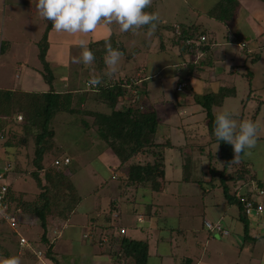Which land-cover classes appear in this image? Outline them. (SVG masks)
I'll return each mask as SVG.
<instances>
[{
  "label": "rangeland",
  "instance_id": "1",
  "mask_svg": "<svg viewBox=\"0 0 264 264\" xmlns=\"http://www.w3.org/2000/svg\"><path fill=\"white\" fill-rule=\"evenodd\" d=\"M193 1L195 0L188 2L153 0L152 7L159 13L160 21H165L169 25L176 22L185 26L195 25L203 30L200 23H204L211 33L208 34L209 39L214 33L218 42L229 45L227 46L229 54L237 53L242 57L233 72L230 73L231 69L228 67L226 74H221L222 77L219 74V79L207 80L204 83L206 89L201 90L203 91L201 95L209 90L211 92L236 88L235 94L227 98L222 107L215 108L214 113L218 114L221 111L235 113L234 118L239 123L245 119L251 120L258 112L256 121L264 124V30L260 29L261 32L258 33H261L260 40L254 42V45L260 47L255 50L257 53H253V50L247 56L238 45L225 40L226 29L223 25L203 15L199 19L200 8L209 6L198 8L193 5ZM37 2L38 0H0V49L2 42L8 40L11 43L5 54L0 53V88L2 89L14 91V89H23L22 86L29 91L49 89L40 74L42 66L38 60L36 44L48 21L40 17L36 8ZM198 19L199 24L196 23ZM42 21H45V24H42ZM165 31L161 33L165 36L164 49L161 48L163 43L157 36L156 29L151 34L148 31L138 33L133 40L122 37L128 52L135 47L140 51L138 57L129 62H126V57L122 58L117 72L111 78L105 75L107 67L105 68L104 64H101L100 71L96 72L93 64L86 67L82 62H74V58L81 56L82 48L79 46L81 39L86 40L89 45L91 41L104 39L113 34L123 35L124 32L120 31L118 24H101L89 34L71 35L65 32L58 33L53 29L49 33L51 47L47 59L56 76L53 85L59 92L74 88L90 92L91 86L88 82L97 75H105L108 81L114 77L120 79L118 73L123 75L122 78L132 75L130 76L132 81L139 83L138 75L134 71V66L137 65L147 67L146 69L149 70L147 77L148 75L152 77L150 74L154 73L152 79L146 81L145 77L139 84L143 89L140 91L141 98L137 99L139 97L137 90L131 89L132 94L125 102L131 101L134 107L141 105L143 113L155 111L160 123L157 143H170L175 146L166 150V180L174 182L165 187V191L167 190L165 193L160 194L143 188H128L122 178L124 179L126 170L131 164L146 161L143 155L119 168L120 163L115 155L98 135V127L94 126V117L85 113H59L55 116L53 127L56 140L64 149L66 157L71 160L69 168L73 172V181L83 198V203L70 221L59 220L48 228L50 238L48 240L54 244V252L60 264H133L121 260L119 262V258L112 255L115 254L114 250H118L117 242L123 237L120 234L122 228L129 230L128 235H125L127 238L148 242L149 264H182L186 258H192L193 264H264V219L260 222L257 217L249 218L250 238L245 244V226L239 220L238 208L227 206L220 174L213 176L214 172L209 171L210 166L217 170L223 169V162L217 159L220 155L219 145H209L204 152L200 151L199 146H196L195 150L190 147L183 148L194 143L208 145L211 139L207 127L202 122L205 114L200 112L203 108L192 104L186 105L188 99L193 100L195 96H199L195 88L193 90L187 88L188 84L185 82L187 89L182 92L177 91L178 86L183 83L181 80L185 77L186 71L196 66L192 59L186 57L187 55H185L186 62L182 58V61L176 64L180 48L171 44L169 38H172V33ZM256 54L259 55V59L252 62ZM214 67L219 69L216 65ZM196 72V77L202 78V75L198 74L201 73L198 67ZM248 72L251 73L250 76L247 75ZM209 76V72L204 75L207 79ZM196 77L191 79L192 83L196 84L199 79ZM200 80L204 82L203 78ZM147 88L153 93L148 90V95L145 91ZM160 98L166 102L162 103ZM78 99L79 97L75 105L82 104L87 111L102 114L111 112L107 106L97 105L88 98L80 104ZM76 106V109L80 108ZM181 111L185 112V118L201 122L199 125L188 122L183 118L184 115L179 114ZM259 137L257 146L251 149V155L243 154L242 161L249 165V170L254 176L264 182V132H261ZM2 142L0 141V144ZM187 150L189 152L191 150L193 158L192 179L198 182H180L183 178L181 168L185 157L187 158ZM18 152L20 162L27 169L30 165H27L26 154L32 155L33 147ZM4 154L5 150L0 145V158H5ZM4 164L5 162L0 164V169H4ZM13 168L12 166L11 169ZM234 170L229 169L227 174H232ZM211 179L213 182L210 181ZM2 182L12 184L17 191L25 192L26 202L30 203L40 191L36 181L29 175L11 173ZM242 184L239 182L235 186L230 181L227 185L234 193ZM162 188L159 187L158 190ZM211 189H213L211 194L204 195V192ZM244 190L253 194L254 190H259V187L257 183H252L245 186ZM256 200L260 201L257 197ZM151 214L157 216L152 218ZM24 218L26 221L23 220ZM154 220L161 225V230L158 229L157 234L149 229ZM205 221L222 224L223 229H227L229 234L221 237L218 232L208 231L204 226ZM19 222L21 223L15 228L19 233L18 237L13 235L11 228L4 226L6 243L1 244L0 247L11 251V254L19 260L22 259L20 264H55L46 255L47 245L41 241L43 231L39 221L32 216L21 215ZM109 226H113V229L107 232L104 228ZM137 231L138 236H135ZM110 235L115 236L117 242L111 244ZM159 236L165 241H158ZM21 237L28 242V246L23 248L26 253L21 252L23 258L17 255L18 250H23L16 242ZM243 246L246 250H243ZM110 251L113 253L109 254ZM30 252H33L34 258L30 257ZM103 252L108 255H102Z\"/></svg>",
  "mask_w": 264,
  "mask_h": 264
},
{
  "label": "trees",
  "instance_id": "2",
  "mask_svg": "<svg viewBox=\"0 0 264 264\" xmlns=\"http://www.w3.org/2000/svg\"><path fill=\"white\" fill-rule=\"evenodd\" d=\"M239 10L240 4L237 0H220L208 13H206V15L226 27L227 39H232L235 43H240L242 40H236V38H234L238 34L234 31V26ZM146 11L155 12L152 6L146 9ZM156 30L160 35L163 30L174 31L176 34L179 32L178 37L182 44L181 50L189 54L194 53L195 50L207 53L213 45L212 43L207 44V41L202 43L201 38L205 37L203 36L204 31L195 25L190 28L182 24H178L177 27H175L172 25L161 26L160 23H158ZM51 31V21H48L45 32L37 44L38 60L42 66L40 74L45 83L49 86V90L26 91L24 89H18L11 91L0 88V141H3L0 145H2V148L5 150V158H0V164L5 162L4 166L6 167L0 169V174H4V180H6L11 173L29 175L36 181L40 189L34 201L30 203L26 202L25 196L27 194L25 192L15 190L12 184L0 183V193L3 186L7 187L3 199L4 208L0 210V222L5 224L9 223L5 217L10 215L16 219L13 228H17L18 224L21 223L19 222V217L21 215L23 217L32 216L36 218L43 231L41 241L47 245V257L55 264H60L54 252V244L48 240V228L52 223H57L59 220L65 222L70 221L79 206L83 203V198L73 181V172L69 168L71 160L66 157L64 149L56 140V132L53 127L55 116L59 113H85L88 116L94 117V126L98 127V135L102 141L106 142L108 148L115 155L118 163H120L119 168L124 167L132 159L143 155L146 161L134 162L131 164L126 170L124 179L122 178L128 188H143L160 194L164 193L165 187L173 183L166 180V150L174 148V146L170 143H157L156 137L160 123L155 111L143 113L141 105L134 107L131 101L121 102V99L125 100L128 96H131V89H139L137 83L132 81V75L125 79L121 77L117 79V77H114V79H109V81L108 77L105 75H97V77L103 79L104 83L98 87L91 86L90 92L77 88L62 93L58 92L53 85L56 76L47 59L50 48L49 33ZM146 31H148L147 27L141 28L138 32ZM191 31L194 33L190 34ZM136 34H133L131 31L124 32L121 36L113 34L110 37L91 43L88 47L95 54L93 67H95L96 72L100 71L101 64H104L105 68L107 67L104 62L106 43H110L113 49L120 50L123 53L122 58L126 57L127 62L135 59L140 49L136 48L128 52L122 39L127 38L132 40L135 38ZM198 34L200 35L199 38L197 36ZM187 41L190 43L188 44ZM199 43L203 45H199ZM9 48V42H2L0 53L5 54ZM258 59L259 55L256 54L252 62H256ZM198 66L200 67V64H198L196 68ZM136 68L134 71L136 74H139L141 68L139 65ZM192 70H189L190 76L186 75L187 78H185V76L181 81L188 82L191 73L196 72V69ZM250 74L251 73L248 72L247 75L250 76ZM234 91L235 88L229 90L224 88L217 92H207L204 95L195 96V103L204 110L211 142H209L208 145H198L194 143L184 146L183 148L187 149V147H190L195 150V147L199 146L200 151L204 152L209 145H219L220 155L217 156V159L223 162V169L217 170L210 166L209 171L210 173L214 172L212 174L213 176H215V174H220V181L223 182L221 185L223 187V196L227 206H236L238 208L239 220L245 226L244 233L246 239L244 242L246 244L247 240L250 238L248 235L250 226L249 218L256 216L248 215L246 212V203L243 200H252L251 198H255V196L245 191L244 187L248 184L257 183L259 188L264 190V182L250 172L249 165L242 161L243 154L241 155L239 164L236 162L234 163L232 161L234 159L232 145L223 141H218L214 135L216 116L214 109L216 107H222L225 100L233 96L232 94H235ZM77 97H79V104L88 98L97 105L107 106L111 112L109 114H102L96 111H87L86 108L82 107V104H78L79 106L75 105ZM75 106L80 108L76 109ZM257 113L252 116L251 120L256 121L258 116ZM31 147H33L32 155L29 153L26 154L28 159L27 165L29 164L30 166L25 169L18 158V151L22 149L29 150ZM186 154L187 158L185 157L182 167L183 178L180 182H198V180L195 181L192 179L194 175L191 150L190 152L187 150ZM66 159L69 160L68 164L65 163ZM12 162H14V164H12ZM57 162L60 164H57ZM12 166L14 167L13 169H11ZM229 169L235 170L232 174H227ZM210 181L213 182L212 179ZM230 181L235 186L239 182L243 184L240 189L232 193L227 185ZM159 187H163L164 189L158 190ZM212 190L213 189L207 190V192H204V195L208 193L211 194ZM259 199L260 201H257V204L263 205L264 199ZM23 220L26 221L25 218ZM107 220L111 223L109 219ZM208 224L213 229H210ZM160 226L159 229L161 230ZM204 226L208 231L218 232L221 237L224 234H229V232L226 231L227 229H223L220 223L212 224L205 221ZM104 229L110 232L113 226L105 227ZM121 230L126 229L122 228ZM15 233H13V235H19L18 232ZM121 235L123 237L119 242L116 241L115 236L110 235L111 244H114V241H116L118 250H114L115 254H112L113 251H110L109 254L113 256L116 255V257L119 258V262L121 260L124 261V263L149 264L150 253L148 242L132 240L127 238L125 236L126 234ZM20 240L18 241L19 246ZM160 240L165 241L164 238H160ZM27 246L28 242L26 247ZM244 249L245 246H243V250ZM30 255V257H34L33 252H30ZM102 255L108 254L103 252ZM193 263L194 261L192 258H186L182 264Z\"/></svg>",
  "mask_w": 264,
  "mask_h": 264
},
{
  "label": "clouds",
  "instance_id": "3",
  "mask_svg": "<svg viewBox=\"0 0 264 264\" xmlns=\"http://www.w3.org/2000/svg\"><path fill=\"white\" fill-rule=\"evenodd\" d=\"M152 3L153 0H38L36 8L40 17L51 21L53 31L58 33L89 34L101 24L115 23L119 25L121 32L131 31L136 34L141 28L147 27L148 33L151 34L160 22L158 12L146 11ZM79 46L82 53L80 57L74 58V62H82L86 67L92 65L95 54L89 49L87 41L79 40ZM105 47L104 62L107 66L105 75L111 78L118 70L123 53L113 49L110 43H106ZM88 83L92 87H98L104 81L100 77H92ZM235 115L229 111L216 114L214 135L218 141L232 145L234 151L232 161L239 163L242 154L251 155V149L257 146L259 134L264 132V124L258 120L248 119L238 123ZM7 264H20V260L18 257L9 258Z\"/></svg>",
  "mask_w": 264,
  "mask_h": 264
},
{
  "label": "crops",
  "instance_id": "4",
  "mask_svg": "<svg viewBox=\"0 0 264 264\" xmlns=\"http://www.w3.org/2000/svg\"><path fill=\"white\" fill-rule=\"evenodd\" d=\"M186 2H188L189 0H185ZM220 0H213V3H211V0H195V1H193V5L195 6V7H198V8H200L201 6L202 7H204V6H209V7H204V9H201L200 8V11H198V10H196V8H194V10L195 11H198V15H199V19L201 18V15H203L204 17H208L207 15H206V13H208L218 2H219ZM238 2H239V4H240V10H239V12H238V15H237V18H236V22H235V26H234V31L235 32H237L238 34L236 35V37H234V38H236V40L237 39H240V40H242V41H240V43H235L234 42V40H230V39H227L226 38V33H227V29H226V27H225V35H224V37H225V40H227L228 42H231V43H233V44H235V45H238V47H239V45H242V44H245V47L242 49L241 47H239L240 48V50L242 49V52L244 53V54H246L247 56L248 55H250L251 54V51L253 52V50H254V52L253 53H257V52H255V50H257V49H259L260 47H258V46H256V45H254V42H256V41H259L260 39H259V35L261 34H258L259 32H261V30L260 29H263L264 30V0H237ZM205 4H208V5H205ZM200 6V7H199ZM211 6V7H210ZM14 8H16V7H14ZM209 18V17H208ZM199 19L198 20H196V23H200L199 22ZM211 21H215L216 23H217V21L216 20H214V19H211V18H209ZM42 24H45V21H42ZM160 24L161 25H164V26H168L169 24L168 23H166L165 21H160ZM179 23H173V24H170V25H172V26H175V27H177V25H178ZM218 24H221V23H219L218 22ZM200 25H202L203 26V30H204V35L203 36H205L206 38H207V44L208 43H212L213 45H212V47H211V49H210V51H207V53L206 52H202V51H200V50H195V52L194 53H187V52H184L183 50H181V46H182V44L180 43V39H179V37H178V34H179V32L176 34L174 31H169V30H163V31H165L166 33H172V38H169V37H167V38H169V39H171V44H173L174 46H177L178 45V47L180 48V54L178 53V57H177V61H176V64H177V62L179 63L180 61H182V58L183 59H185V62H186V58H185V55H187L186 57L188 58V59H192L193 60V62H194V66H197L198 64H200V67L198 66V68H199V71H201V73H198L199 75H202V78H203V80H204V82H202L200 79H202V78H200L199 76L198 77H196V75H197V72H195V73H191V77L189 78V81L187 82V84H188V87L187 88H191L192 90L195 88V91H196V94H198L199 96H201V94H203V93H201V92H203V91H201V90H203V89H206L205 87H204V83L207 81V80H214V79H219V74L221 75H224V74H226V72H227V68L228 67H230V73L231 72H233V69H234V67H236V66H238V62L240 61V60H242V57L241 56H239L237 53H228L229 51L227 50L228 48H227V46H229V45H226V44H224V43H222V42H218V40H217V38H216V36L214 35V33H212L213 35L211 36V38L209 39V35L208 34H211L210 32H208V30H207V28L205 27V25H204V23H200ZM222 25V24H221ZM210 26H211V24H210ZM47 27V26H46ZM46 27H45V29H46ZM187 27H190L191 28V26H187ZM44 32H45V30L43 31V34H44ZM52 32V31H51ZM147 32V31H146ZM138 33H141V32H138ZM137 33V34H138ZM192 33H194L193 31H191L190 32V34H192ZM43 34H42V36H43ZM136 34V35H137ZM264 34V33H263ZM42 36H41V38H42ZM157 36L159 37V39H160V41H162V43L163 44H161V48L162 49H164L165 48V36H164V34H159V33H157ZM198 36V38H199V34L197 35ZM41 38L38 40V41H36V44H38V42L41 40ZM13 39V38H12ZM258 39V40H257ZM14 40V39H13ZM133 40V39H132ZM6 42H9L8 40L6 41ZM94 41H91V43H93ZM10 43V42H9ZM91 43H89V45L91 44ZM202 43H204V42H202ZM202 43H199V45L201 44V45H203ZM2 44V43H1ZM11 44V43H10ZM229 44V43H228ZM88 45V46H89ZM251 45H252V47H251ZM50 47H51V44H50ZM126 47V46H125ZM258 47V48H257ZM137 47H135L134 49H136ZM50 49V48H49ZM133 49V50H134ZM138 49V48H137ZM238 56V57H237ZM138 57V55L135 57V58H137ZM127 62V61H126ZM212 64V65H211ZM174 65V64H173ZM217 66L219 69L217 70L214 66ZM55 66H57V65H55ZM140 66V68H141V70H140V73L139 74H137L138 76V78L140 79L139 80V83H137L138 84V86H139V89L137 90V92H138V94H139V96H141L142 95V92H140L141 90H143L142 88H141V86L139 85V84H141V81H143L144 80V78L146 77V81L147 80H149V79H152V77H153V75H154V73H151L150 74V76H152V77H149V75H148V77H147V74H148V72H149V70L148 69H146L147 67H145L144 65H139ZM143 66V67H142ZM136 67H138V65L136 66ZM135 66H134V69L136 68ZM136 69H138V68H136ZM196 69V67L194 68V70ZM206 72L208 73H210V76L208 77V79L206 78V77H204V75L206 74ZM119 75H120V77L122 78V74L121 73H118ZM195 74V75H194ZM186 75H189L190 76V73H189V71H186V74H185V76ZM222 75H221V77H222ZM127 76H129V75H127ZM126 76V77H127ZM131 76V75H130ZM194 76L196 77V78H199L198 80H197V82H196V84H195V82H191V79H193L194 78ZM126 77H124V79L126 78ZM39 78V77H38ZM185 78H187V76L185 77ZM193 87V88H192ZM22 88L24 89V90H26V88L24 87V86H22ZM55 88V87H54ZM186 88V89H187ZM18 89V88H17ZM15 90V89H14ZM49 89H47V90H44V91H48ZM57 90V89H56ZM148 88H147V90H145V91H147V93H148ZM235 90H236V88H235ZM26 91H29V90H26ZM32 91V90H31ZM58 91V90H57ZM151 93H153V91L152 90H149ZM59 92V91H58ZM211 92H217V91H211ZM60 93H62V92H60ZM208 93H210V90L208 91ZM206 94V93H205ZM148 95H149V93H148ZM147 94H146V96L145 97H147L148 96ZM142 97H144V96H142ZM141 97H137V99H140ZM163 98H165V97H163ZM163 98H160V101L162 102L164 99ZM127 98H125V100H126ZM124 99H122L121 100V102H123V101H125ZM164 102H166V101H163L162 103H164ZM186 102H188V103H186V105L187 104H192V106L193 105H197L196 103H195V98H193V100H191V99H188ZM193 102V103H192ZM225 103V102H224ZM185 105V106H186ZM197 106H199V105H197ZM189 107V106H188ZM191 107V106H190ZM216 108H219V107H216ZM184 109V108H183ZM200 113H204V110L202 109V111L200 112ZM180 115L182 114V115H184V117L183 118H185V112H183V111H181L180 113H179ZM185 119H187L188 120V122H190V123H195L196 125H199V123L201 122H195V121H193V120H190L189 118H185ZM202 122H204V125L207 127V121L205 120V117H204V120L202 121ZM203 124V123H202ZM202 126V125H201ZM196 144V143H195ZM203 145H205V144H203ZM174 146V145H173ZM175 147V146H174ZM205 154V153H204ZM203 154V155H204ZM182 169V168H181ZM183 173V170L181 171V174ZM172 182H174V181H172ZM167 191V190H166ZM165 191V192H166ZM164 192V193H165ZM154 216H156V215H150V217H152V218H154ZM1 217V216H0ZM141 219V218H140ZM231 219L233 220V217H231ZM263 219H264V216L261 218V219H258L260 222L261 221H263ZM258 220H257V223H259L258 222ZM142 221V220H141ZM156 223V224H155ZM159 223L157 222V221H153L150 225V230H152V232H154V234H157L156 232H157V230L159 229V226L160 225H158ZM260 224V223H259ZM4 226H8L9 228H11L12 230H13V233H15V232H17L16 230H15V228H13V226H11L9 223H3V222H0V246H1V244H5L6 243V239H5V232H6V229H5V227ZM10 229V230H11ZM126 230H127V234L126 235H128V232H129V230L127 229V228H125ZM64 233V232H63ZM62 233V234H63ZM16 234V233H15ZM139 234H141V235H144L143 233H141V232H139ZM17 236V235H16ZM19 236V235H18ZM17 236V237H18ZM135 236H138V231L137 232H135ZM48 238H49V232H48ZM160 238H161V236H159V240L158 241H161L160 240ZM50 239V238H49ZM18 241L19 240H16V242L18 243ZM138 241V240H137ZM19 245V244H18ZM21 246V245H20ZM19 246V248H24V247H26V246H21L20 247ZM24 251V253H26V251L23 249L22 251H20V250H18V256L20 255L21 257L23 256V254H21V252H23ZM28 253V252H27ZM13 257H15V255H12L11 254V251H9L8 249H6L5 248V250L4 249H2V247H0V264H7V262H8V260H9V258H13ZM23 258V257H22ZM34 258V257H33ZM22 260V259H21ZM21 260H20V263H22L21 262ZM26 261V263H27V260H25ZM24 264V263H23Z\"/></svg>",
  "mask_w": 264,
  "mask_h": 264
},
{
  "label": "built area",
  "instance_id": "5",
  "mask_svg": "<svg viewBox=\"0 0 264 264\" xmlns=\"http://www.w3.org/2000/svg\"><path fill=\"white\" fill-rule=\"evenodd\" d=\"M201 41L205 42L206 38L202 37ZM187 43L189 44L190 42L187 41ZM239 47H241L243 49L245 47V44L239 45ZM186 87H187V84L185 82H183L182 84H180L178 86L177 91L178 92H182V91H184V89ZM65 163L68 164L69 160L66 159ZM57 164H60V163L57 162ZM3 180H4V174L1 173L0 174V182H2ZM3 184H8V183H3ZM1 189L2 190H1V193H0V210L2 208H4L3 207V199H4V194L7 191V187L3 186ZM252 195H254L255 198L257 197V198L264 199V190H256V191L253 192ZM255 198H251L252 200L245 199L243 201L246 203V210H247L246 212H247V214L248 215H255L257 218H260L261 216L264 215V203H263V205L257 204V200H255ZM5 218L12 226H15L16 219L14 217L9 215V216H6ZM208 227L210 229H213L209 224H208ZM121 234H123V235L126 234V230H121ZM20 245L21 246H26L27 245V240L25 238H21Z\"/></svg>",
  "mask_w": 264,
  "mask_h": 264
}]
</instances>
